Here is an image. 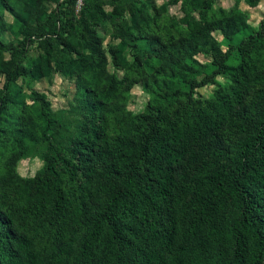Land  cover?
Here are the masks:
<instances>
[{"label": "trees", "instance_id": "obj_1", "mask_svg": "<svg viewBox=\"0 0 264 264\" xmlns=\"http://www.w3.org/2000/svg\"><path fill=\"white\" fill-rule=\"evenodd\" d=\"M167 4H179L181 17L152 29L156 10L144 3L84 0L97 19L120 20L114 33L133 48L130 58L101 49L76 0L12 52L0 90V153L10 140L11 151L22 149L30 131L14 98L19 78L47 75L53 55L56 68L72 66L79 94L75 111L54 112L31 92L43 122L37 141L48 148L32 178L11 194L0 186V264H264V19L253 30L214 0ZM38 37L46 57L25 67L26 46ZM202 51L211 61L194 67L188 60ZM71 55L86 56L84 64ZM217 75L229 83L207 99L193 96ZM138 82L155 96L133 113L117 99Z\"/></svg>", "mask_w": 264, "mask_h": 264}, {"label": "rangeland", "instance_id": "obj_2", "mask_svg": "<svg viewBox=\"0 0 264 264\" xmlns=\"http://www.w3.org/2000/svg\"><path fill=\"white\" fill-rule=\"evenodd\" d=\"M133 1L137 7H139L140 3H144L148 8L151 7L156 10L158 18L156 24L151 25L152 29L157 26L175 27L176 19L182 15L180 5H168V0ZM254 1L214 0V6L225 10H233L239 15H243L246 23L253 30H256L260 21L264 19V0H256V4L250 6ZM4 3V5H0V22L4 24L0 39L5 49L0 51V90L5 78L6 64L11 60L12 52L19 47L26 36L32 35L37 37L36 35L42 31L47 17L55 8L60 7L61 10L64 9L66 12L70 6V0H4ZM98 5L100 3H96V7H99ZM81 6L83 9H81ZM96 7H90L92 12H89V10L84 11V0H76L75 12L78 13V16L80 12H83L82 17L94 27L102 50L107 52L111 47L119 50L125 57L130 58L133 48L114 33L113 21L119 24L120 20L115 17L111 20L108 18L97 19ZM101 8L105 13H110L112 7L102 5ZM212 36L221 43V50L225 51L227 48L223 41V34L220 31H214L212 32ZM61 48V46L56 48L53 45L52 53L57 52L58 54L59 51L62 52ZM45 57L46 50L42 47V43L38 37L33 43L26 46L23 65L30 67L33 62H37ZM84 57L86 56H70L72 60L81 64H84ZM210 61V54L204 51L188 60L194 67L208 64ZM50 65L51 69L44 77L31 82H28L27 79L19 78L13 87V91L17 95L14 98L21 105V111L24 115L23 121L28 125L30 131L28 132V137L24 139L22 149L11 151L9 148L10 140L6 148L0 153V186H3L2 190L7 191L8 194H11L15 182L32 178L41 170L44 165V154L48 148L46 143L37 141V134L39 133V129L43 127V122L36 116L37 105L33 103L31 92L34 91L43 96L47 101L48 107L54 112L76 110V96L79 94V90L75 82L76 74L71 72L72 66L65 65L61 68H56L53 55ZM258 67L264 69V60L260 61ZM109 69L113 71L112 67H109ZM189 77L199 81L204 77V74H192ZM215 81V83L196 87L193 91V96L200 100L207 99L216 90L223 88L229 83V79L222 75H217ZM181 89L184 93H187L188 85H181ZM154 96L150 87H144L142 83L138 82L131 85L130 88L124 87L117 100L127 111L139 113L143 111L146 103L153 102ZM172 99L174 100V98ZM158 101L161 100L158 99ZM47 134L50 135L51 131Z\"/></svg>", "mask_w": 264, "mask_h": 264}]
</instances>
